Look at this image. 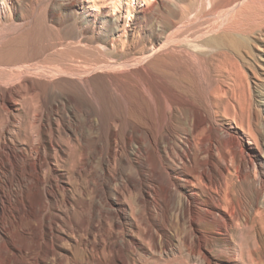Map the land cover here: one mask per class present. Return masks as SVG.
<instances>
[{"label":"bare ground","instance_id":"6f19581e","mask_svg":"<svg viewBox=\"0 0 264 264\" xmlns=\"http://www.w3.org/2000/svg\"><path fill=\"white\" fill-rule=\"evenodd\" d=\"M257 44L264 0H0V264H264Z\"/></svg>","mask_w":264,"mask_h":264},{"label":"rangeland","instance_id":"374dc122","mask_svg":"<svg viewBox=\"0 0 264 264\" xmlns=\"http://www.w3.org/2000/svg\"><path fill=\"white\" fill-rule=\"evenodd\" d=\"M242 71L243 74L241 79H242L243 96L245 95L244 98L249 99V103L251 107V116H252L251 118L253 119V122L259 128H262L263 131L264 130V44H257L255 48L250 52V58L247 57L243 60ZM262 145L264 147V142L262 143ZM256 232H257L256 235L250 232L247 240L242 239V242L244 241L243 250L245 254H247L250 251L251 252L254 251L255 249H257L258 246L264 249V243H263L264 236L260 235L258 233V230ZM174 245L176 246L175 242Z\"/></svg>","mask_w":264,"mask_h":264}]
</instances>
